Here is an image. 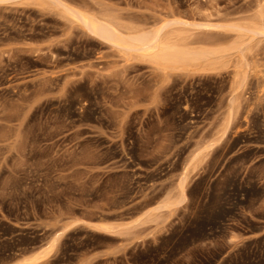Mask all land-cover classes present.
<instances>
[{"label":"rangeland","instance_id":"1","mask_svg":"<svg viewBox=\"0 0 264 264\" xmlns=\"http://www.w3.org/2000/svg\"><path fill=\"white\" fill-rule=\"evenodd\" d=\"M61 1L224 57L167 68L0 2V264L57 232L37 264H264V0Z\"/></svg>","mask_w":264,"mask_h":264},{"label":"bare ground","instance_id":"2","mask_svg":"<svg viewBox=\"0 0 264 264\" xmlns=\"http://www.w3.org/2000/svg\"><path fill=\"white\" fill-rule=\"evenodd\" d=\"M8 0H0L5 2ZM56 2L63 8L70 18L79 22L92 35L107 40L113 45L126 51H136L142 56L162 64L167 68H177L179 66H188L192 64H201L204 69H215L223 60L224 55L220 49L205 50L191 49L190 47L169 42L165 39V30L169 23L163 24L160 28L153 30L138 29L129 30L121 27L114 20L100 18L81 9L71 7L61 0ZM255 33L264 32L259 29L253 31ZM182 180L180 187L181 193L175 201L164 203V207H171L184 201V181ZM76 220L73 224L78 223ZM94 228L100 231L112 232L116 226L113 222L95 221L88 222ZM69 226V225H68ZM66 226V227H68ZM62 232H57L52 240L40 250L21 258L11 264H37L46 259L54 249L57 240Z\"/></svg>","mask_w":264,"mask_h":264}]
</instances>
